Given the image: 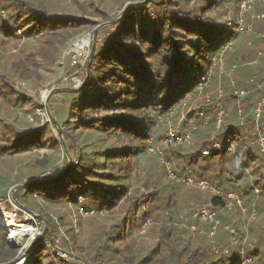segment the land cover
<instances>
[{
    "label": "trees",
    "instance_id": "1",
    "mask_svg": "<svg viewBox=\"0 0 264 264\" xmlns=\"http://www.w3.org/2000/svg\"><path fill=\"white\" fill-rule=\"evenodd\" d=\"M143 1L0 0V202L39 182L16 191L15 206L46 226L23 264H234L241 252L264 264V0L239 33L243 0H150L99 30L86 82L48 99L68 170L38 97L42 67ZM170 126L189 139L167 146L165 163L205 190L171 180L154 156ZM202 206L227 229L209 238V223L193 217ZM232 206L246 228L221 214ZM18 258L0 230V264Z\"/></svg>",
    "mask_w": 264,
    "mask_h": 264
},
{
    "label": "rangeland",
    "instance_id": "2",
    "mask_svg": "<svg viewBox=\"0 0 264 264\" xmlns=\"http://www.w3.org/2000/svg\"><path fill=\"white\" fill-rule=\"evenodd\" d=\"M108 11H110V6L108 7ZM113 15H115L116 18H118V17H120L119 15H121V13H120V11H115ZM230 15H229V17L228 16H226V18L224 17V19L227 20L228 23H231ZM245 19H246V15H244V20ZM234 21H235V24L238 23L239 14L238 15L234 14ZM234 32L239 33V31L237 29ZM80 42L88 43V45L90 46L91 34H86L84 36H81L80 38H78L74 42L69 43L68 45H66V47L62 48V50L59 54V57L56 61L55 66H52L50 68V67L42 64L43 65V67H42V74H43L42 75L43 76L42 84L43 85H42L41 90L38 91V93H39L38 97L43 104H44L45 96L50 89L59 88L62 86L73 87V88L77 89V88H80L82 86V78H83L82 76H83V70H84L83 69V67H84L83 59L84 58L83 57H77L78 52L75 50L77 45L80 44ZM86 51H87V49H86ZM76 64L81 68L82 71L79 72V74L74 75V71L76 70V68H75ZM236 73H237V70H236ZM236 73H234L231 77L232 79L234 78L233 80H235V78H236ZM55 83H58V84L56 85ZM31 94H34V92H31ZM218 123H220V122H218ZM171 129L174 131V128H171V126H170L169 131ZM53 132L55 133L54 129H53ZM177 134L178 133H176V135ZM153 147H154V145H153ZM164 151L165 150H163L161 148V143H158L154 147L153 154L157 160L159 158L162 159V158H164ZM158 162L160 163L159 160H158ZM164 163H165V161H164ZM165 164H168V163H165ZM57 173H58L57 171L46 173L42 179L40 177H38L37 180L50 179V178L54 177L55 175H57ZM198 184L199 183L194 182V185L191 188H194L196 190H205L206 189V188L200 189ZM1 206L6 211L10 210L8 212L13 213L16 217L15 225H11V224L7 225L5 223H2L0 220V230L6 234L7 245L11 249H13L14 251H17V255L19 256V258H18V262L16 264H23V262H24L25 258L27 257L29 251H31L34 248H38V247L44 245L42 231L45 228V225L43 222H39L27 214L19 216L17 214V207L15 206V202H13L10 197H8V199L0 202V207ZM221 212H223L221 214H223L224 216L227 213L230 214L234 218V220L237 221V224L241 229L246 228L247 223L242 218L243 216H239L240 212L242 215H244L245 213H243L242 211L239 212V208H235L234 206H232L231 209H229V210L225 209ZM240 217H241V219H240ZM255 218H256L255 216L254 217L251 216L248 219L249 220L248 223L249 224L253 223ZM21 223L25 224L28 227L29 232L28 231L24 232L21 234V236H17V235L12 234L13 227L20 225ZM227 227L228 226L223 227L222 225H220L221 229L224 228L226 230ZM195 230H196V228H195ZM58 244H59V240H57V241L53 240V247L57 248ZM58 256H60V252L58 253Z\"/></svg>",
    "mask_w": 264,
    "mask_h": 264
},
{
    "label": "built area",
    "instance_id": "3",
    "mask_svg": "<svg viewBox=\"0 0 264 264\" xmlns=\"http://www.w3.org/2000/svg\"><path fill=\"white\" fill-rule=\"evenodd\" d=\"M262 1L263 0H243L240 3V6H239V21L237 23V30L239 32L243 31V24H244V21H245L244 20V14L247 13L252 8L253 4L260 3ZM259 17L263 18L264 14L261 15V16H258V18ZM247 31H248V29H247ZM86 49H87V51H86ZM89 49H90V46L88 45V43H85V44H82L81 50H79V52L77 53V57H83L84 58L83 59V65H85V63H86ZM261 111H262V107H261V104H259L258 108L256 109V112H255V118L259 117ZM188 139H189V135L188 134H186L183 137H180V136H177L176 132L171 129L170 131H168L167 138L162 142L161 148L164 150L169 145L175 146V145L181 144L183 142H187L188 143ZM263 143H264L263 140H260V147L261 148H263ZM214 148H218V145L215 144ZM202 154L204 156H207L208 152H202ZM158 160L160 161V163L165 164L164 161H163L164 158H162V159L159 158ZM165 167H166V170L168 172V177L171 180H174L177 183H179V182L185 183L188 186L194 185V182L189 177H186V178L176 177L173 174V172L171 171V168H170L169 164H165ZM198 186H199L200 189H205L207 187L206 183H204V182H199ZM212 192L214 194H216L217 196H221L219 193L215 192L214 190H212ZM225 198H227L230 201H235V203L238 204V205L240 204L239 199H238L236 194H232V193L231 194H227L225 196ZM193 217L197 218V219H200L202 221L208 222L209 225H210V231L208 232V237L209 238L214 237L215 232L217 230V227L220 226V222L217 219L216 213L214 211H212L211 209H209L206 206L198 207L194 211ZM192 230H193V228H192ZM242 244L244 245V241L242 242ZM224 253H226V250L224 251ZM60 257L63 258V257H65V255L60 253ZM249 261L250 260L244 256L243 252H241L238 255V258L236 259L234 264H249Z\"/></svg>",
    "mask_w": 264,
    "mask_h": 264
},
{
    "label": "water",
    "instance_id": "4",
    "mask_svg": "<svg viewBox=\"0 0 264 264\" xmlns=\"http://www.w3.org/2000/svg\"><path fill=\"white\" fill-rule=\"evenodd\" d=\"M148 1L150 0H144L143 2L141 3H127L124 7V9L122 10V13L120 15V17L114 21H111V22H105V23H101L99 24L92 32L91 34V43H90V49H89V52H88V55H87V60H86V66H85V78L82 82V85L86 82V79L88 77V71H89V66H90V60H91V57H92V54L94 52V49H95V46H96V38H97V34H98V31L101 30L102 28L104 27H108V26H113L115 24H117L119 21H121L123 19V17L126 15L127 11L129 8L131 7H136V6H139L141 4H144V3H147ZM79 89V88H77ZM76 88L75 89H60V88H53V89H50L48 91V93L46 94L45 96V100H44V106H45V111H46V115L49 119V121L55 126L56 130H57V133H58V141H59V145L63 151V154L65 156V158L67 159V162H68V170L71 168L72 166V161L69 157V154H68V151L66 149V146H65V143H64V140H63V137H62V133H61V129L60 127L58 126L57 122L52 118L50 112H49V108H48V99L50 96H52L53 94H57L59 92H63V91H76L77 90ZM36 184H39V182H31V183H28V184H22V185H19V186H16L14 188H12V190L10 191V198L12 199L13 202H15V204L18 205V203L16 202V199H15V193L16 191L20 190V189H23L25 187H28V186H32V185H36ZM19 206V205H18ZM24 209V208H23ZM27 214L31 215V216H34L35 218L37 219H40L39 216L37 215H34L33 213H29L27 211H25ZM45 225V224H44ZM46 231V226L45 228L43 229L42 231V235H44ZM18 262V260H17ZM16 262V263H17ZM15 263V264H16Z\"/></svg>",
    "mask_w": 264,
    "mask_h": 264
},
{
    "label": "bare ground",
    "instance_id": "5",
    "mask_svg": "<svg viewBox=\"0 0 264 264\" xmlns=\"http://www.w3.org/2000/svg\"><path fill=\"white\" fill-rule=\"evenodd\" d=\"M82 44H85V42H81L80 44L77 45V47L75 49L77 52H79V50H81ZM0 220L2 223H5L7 225H9V224L15 225L16 217L13 213L8 212L5 209H3L2 207H0ZM27 231H28V227L25 224L21 223L20 225L13 227L12 234L17 235V236H21L22 233L27 232Z\"/></svg>",
    "mask_w": 264,
    "mask_h": 264
}]
</instances>
